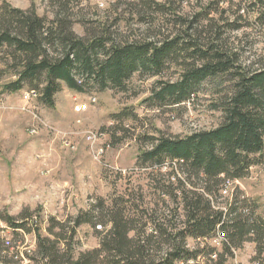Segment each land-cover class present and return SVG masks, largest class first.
<instances>
[{
	"label": "trees",
	"instance_id": "trees-1",
	"mask_svg": "<svg viewBox=\"0 0 264 264\" xmlns=\"http://www.w3.org/2000/svg\"><path fill=\"white\" fill-rule=\"evenodd\" d=\"M142 2L157 10L150 0ZM259 4L264 10V1L254 3ZM199 16H206L201 24L180 21L175 35L155 40L125 38L116 30L80 37L68 16L48 22L33 11L0 9L1 74L14 78L2 91L27 87L51 109L62 84L78 93L90 86L124 91L135 73L156 77L172 64L181 67V78L159 81L152 105L191 103L203 83H229L213 107L222 113L218 127L185 137L141 133L145 148L137 165L150 194L140 187L137 195L126 191L107 206L99 200L66 221L49 217L47 235L40 217L5 216L13 238L0 237V264H233L247 243L255 245L249 264H264V215L257 214V203L237 188L228 197L222 194L264 161V55L247 65L226 36L242 27L213 21L208 11ZM258 22L264 29V13ZM135 116L126 111L114 120L121 130V123ZM83 225L95 230L99 247L76 256ZM25 235H33L35 243L22 252ZM217 235L220 248L210 243Z\"/></svg>",
	"mask_w": 264,
	"mask_h": 264
},
{
	"label": "rangeland",
	"instance_id": "rangeland-1",
	"mask_svg": "<svg viewBox=\"0 0 264 264\" xmlns=\"http://www.w3.org/2000/svg\"><path fill=\"white\" fill-rule=\"evenodd\" d=\"M142 1L0 0V9L9 6L33 11L48 22L56 16H68L80 37L116 30L125 38L155 40L175 35L181 29L180 21L194 19L201 24L206 16L200 13L208 11L213 21H234L242 27L226 36L230 45L240 48L247 65L264 55V29L258 22L264 10L260 9L262 4L254 5L258 0H150L160 12L150 11ZM1 61L0 54V237L6 241L13 237L2 221L5 216L31 213L40 217L42 234L47 235L49 217L66 221L99 200L107 206L126 191L137 195L140 187L150 194L149 181L141 177L144 170L137 165L140 149L145 148L139 140L141 133L185 137L214 129L220 125L222 113L213 107L229 90L228 82L208 81L191 103L167 108L152 105L149 99L159 81L177 82L181 78V67L172 64L164 75L156 77L135 73L124 91L90 86L78 93L62 84L51 109L27 87L13 94L3 92L2 87L14 78L1 74ZM92 96L97 102L80 112L78 107ZM126 111L136 118L125 119L120 130L114 116ZM228 186L222 193L225 197L237 188L257 203V214L264 215V161ZM76 241V256L99 247L90 225L78 229ZM220 241L217 235L210 243L220 248ZM34 243L33 235H25L20 251L33 249ZM189 245L194 247V241L189 240ZM254 255L255 245L247 243L235 253L233 264H249Z\"/></svg>",
	"mask_w": 264,
	"mask_h": 264
},
{
	"label": "built area",
	"instance_id": "built-area-1",
	"mask_svg": "<svg viewBox=\"0 0 264 264\" xmlns=\"http://www.w3.org/2000/svg\"><path fill=\"white\" fill-rule=\"evenodd\" d=\"M35 94V93H32ZM97 102V98L96 97H90L89 102L85 103V104H81L78 108L79 111L82 112L83 110H86L90 105L95 104ZM94 136V135H92ZM102 152V151H101ZM99 228V227H98Z\"/></svg>",
	"mask_w": 264,
	"mask_h": 264
}]
</instances>
